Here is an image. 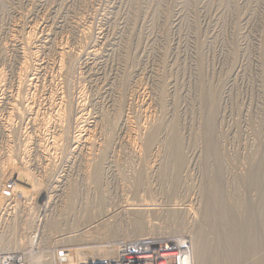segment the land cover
Returning <instances> with one entry per match:
<instances>
[{"label": "rangeland", "instance_id": "rangeland-1", "mask_svg": "<svg viewBox=\"0 0 264 264\" xmlns=\"http://www.w3.org/2000/svg\"><path fill=\"white\" fill-rule=\"evenodd\" d=\"M0 77V123L13 117L14 125L6 135L0 124L1 264H106L101 259H114L103 256L110 247H120L117 253L157 244L153 253L182 241L187 254L203 227L215 256L218 234L202 222L207 184L215 191L220 183L222 198L229 204L238 200L240 213L253 205L264 228L257 190L264 182L256 188L243 180L264 166V0H0ZM13 105L16 114L10 117ZM150 129L160 135L146 151ZM207 142H214L216 156ZM178 159L181 183L171 195L169 177ZM95 162L103 166L100 185L89 177ZM23 166L37 183L30 196L12 179ZM46 166L52 172L44 173ZM1 167H11V175L2 178ZM141 168L146 184L138 191L134 180ZM135 207H147V220L158 229L142 236L144 245L125 237L131 229L128 211ZM176 211L182 219L172 223L169 216ZM115 220L122 229L113 239L108 231ZM97 248L104 252L100 260ZM80 249L96 252V258L79 257ZM253 257L241 264L260 260Z\"/></svg>", "mask_w": 264, "mask_h": 264}, {"label": "bare ground", "instance_id": "bare-ground-1", "mask_svg": "<svg viewBox=\"0 0 264 264\" xmlns=\"http://www.w3.org/2000/svg\"><path fill=\"white\" fill-rule=\"evenodd\" d=\"M29 39H32L31 38V36L30 37H28ZM35 38V37H34ZM27 39V38H26ZM34 40V39H33ZM28 41H30V40H28ZM25 42H26V40H25ZM28 44L30 45V43H25L24 44V50H26L27 48H29V46H28ZM67 47V46H66ZM23 49V48H22ZM69 49V48H68ZM93 49V48H92ZM29 50V49H28ZM60 50H61V48H60ZM63 50V49H62ZM35 51V50H34ZM64 51V50H63ZM62 51V52H63ZM66 51V50H65ZM97 52V51H96ZM95 52V53H96ZM27 53V52H26ZM36 53V52H35ZM64 53V52H63ZM62 53V56H64V55H66L65 53L63 54ZM27 54H29V53H27ZM60 54V53H59ZM97 54V53H96ZM32 55V54H31ZM35 55V54H34ZM69 55V53L66 55V56H68ZM74 55V54H73ZM28 56V55H27ZM26 55H25V57H27ZM60 57V58H63V60H64V58L65 57ZM29 57V56H28ZM27 57V58H28ZM70 57H71V53H70ZM60 58H59V61H60ZM76 58V57H75ZM68 59H69V57H68ZM23 60H26V59H23ZM28 60V59H27ZM26 60V62H25V65H23L24 63H22L21 65H23L22 67L24 68V70H22V72L23 71H25V70H28L29 68H30V66H29V63H28V61ZM69 60H71V58L69 59ZM66 61V60H65ZM64 61V62H65ZM53 62V61H52ZM60 62H62V60L60 61ZM70 62V61H69ZM59 64V63H58ZM66 64V63H65ZM68 64V63H67ZM71 64V63H70ZM72 64H73V62H72ZM64 67V66H63ZM66 68L68 67L69 68V70H67V71H72V69H71V67H72V65H71V67H69V65L68 66H65ZM56 68H58V67H56ZM62 68V67H61ZM73 68H75V67H73ZM21 69V68H20ZM62 69H65V68H62ZM31 71V70H30ZM64 71V70H63ZM62 71V72H63ZM21 72V71H20ZM26 73L28 72V71H25ZM25 73V74H26ZM61 73V72H60ZM70 73H72V72H70ZM20 74V73H19ZM25 74H24V78H25V80H26V77H25ZM29 74V73H28ZM28 74H26L27 75V78H28ZM32 74V73H31ZM56 74V73H55ZM66 74H68V73H66ZM21 75L23 76V74L21 73ZM21 75H20V77H21ZM35 75H37V74H35ZM35 75L33 76V77H35ZM70 75V74H69ZM23 78V77H22ZM53 78V77H52ZM60 78V77H59ZM0 79H1V77H0ZM21 79V78H20ZM30 79V78H29ZM24 80V79H23ZM25 80H24V82H25ZM21 81V80H20ZM27 81V80H26ZM2 82V81H1ZM23 82V81H22ZM21 82V83H22ZM23 82V83H24ZM28 82V81H27ZM32 82V81H31ZM3 83V82H2ZM31 84V83H30ZM36 84V83H35ZM20 85V84H19ZM26 85H28V84H25L24 86H26ZM53 85V84H52ZM1 86V85H0ZM16 86H18V85H16ZM30 86V85H29ZM65 86V85H64ZM19 87H23V84H22V86L20 85ZM30 87H32V86H30ZM29 87V88H30ZM63 87V86H62ZM68 87V86H67ZM26 89H27V86L25 87ZM52 88V87H51ZM60 88V87H59ZM31 89H33V88H31ZM30 89V90H31ZM23 89H21V91H22ZM39 90H41V89H39ZM63 90V89H62ZM19 91H20V89H19ZM18 91V92H19ZM25 91V90H24ZM23 91V92H24ZM55 91V90H54ZM12 92V91H11ZM16 92V91H15ZM38 92V91H37ZM52 92V91H51ZM65 92V91H64ZM68 92V91H67ZM83 92V91H82ZM21 93V92H20ZM25 93V92H24ZM27 93H28V91H27ZM50 93V92H49ZM48 93V94H49ZM57 93V92H56ZM23 94V93H22ZM30 94V93H29ZM54 94V93H53ZM60 94H62V93H60ZM211 94H212V92H211ZM9 95V94H8ZM18 95V94H17ZM209 95V94H208ZM15 96H16V94H15ZM14 96V97H15ZM24 96V95H23ZM31 96V95H30ZM69 96V95H68ZM83 96V95H82ZM18 98H23V97H21V95H20V97H19V95L17 96ZM16 97V98H17ZM27 97H29V96H27ZM33 97V96H32ZM31 97V98H32ZM15 98V99H16ZM30 98V97H29ZM29 98H27V99H29ZM67 98V97H66ZM207 98V97H206ZM210 99H212L211 100V102L212 103H214V101H215V97H214V95H213V97L211 96V97H209ZM24 99V98H23ZM61 99V98H60ZM68 99H70V98H68ZM68 99H65V102H66V100H68ZM209 99V100H210ZM64 100V99H63ZM62 100V101H63ZM71 100V99H70ZM8 101V100H7ZM12 101H14V100H12ZM16 101H17V99H16ZM22 101V100H21ZM23 101H26V100H23ZM22 101V102H23ZM37 102V101H36ZM65 102H62V103H64V106H63V108L65 109V114L66 113H68V109L66 110V103ZM13 103V102H12ZM11 103V104H12ZM24 103V102H23ZM31 103V102H30ZM29 103V104H30ZM58 103H61V102H58ZM83 103V102H82ZM10 104V103H9ZM19 104H21L20 102H19ZM32 104H33V102H32ZM31 104V105H32ZM35 104V103H34ZM52 104V103H51ZM69 104H70V101H69ZM68 103H67V105H69ZM85 104V103H84ZM22 105V104H21ZM21 105L20 106H18V107H20L21 108ZM28 105V104H27ZM50 105V104H49ZM48 105V106H49ZM55 105H57L56 104V102H55ZM71 105V104H70ZM69 105V106H70ZM16 105H13L12 106V111H11V113H10V117L14 114V116H15V111H16V107H15ZM25 106V105H24ZM33 106V105H32ZM54 106V105H53ZM58 106V105H57ZM61 106V105H60ZM60 106H59V108H60ZM66 106V107H65ZM68 106V107H69ZM73 106V105H72ZM31 107V106H30ZM54 107H56V106H54ZM53 107V108H54ZM82 107V106H81ZM22 108L24 109V108H26V106L25 107H23V105H22ZM22 108L21 109H19V110H22ZM28 106H27V110H28ZM49 108V107H48ZM50 108H52L51 106H50ZM49 108V109H50ZM62 108V109H63ZM70 108V107H69ZM71 108H74V107H71ZM10 109V108H9ZM8 109V110H9ZM6 110H7V108H6ZM29 110H30V108H29ZM32 110H33V108H32ZM31 110V111H32ZM46 110V109H45ZM53 110H55V108L53 109ZM70 110V109H69ZM24 111V110H23ZM40 111V110H39ZM50 111V110H49ZM52 111V110H51ZM50 111V112H51ZM58 111V110H57ZM67 111V112H66ZM70 111H73V110H70ZM84 111H86V110H84ZM18 112V111H17ZM23 115H24V113L22 112V111H20ZM24 112H26V111H24ZM34 112V111H33ZM53 112V111H52ZM55 112V111H54ZM63 112V114H64V110L62 111ZM76 112V111H75ZM20 113V114H21ZM32 112H30L29 114H31ZM46 113V112H45ZM56 113V112H55ZM70 113V112H69ZM69 113H68V115H69ZM19 114V113H18ZM21 114V115H22ZM61 115V113H60V124H61V122H63L62 123V125L64 124V122H65V116L67 115ZM70 114H72V113H70ZM212 114V113H211ZM210 114V115H211ZM22 115V116H23ZM37 116H38V114H36ZM47 115V114H46ZM45 115V116H46ZM50 115V114H49ZM59 115V114H58ZM57 114H56V116H58ZM74 115V114H73ZM72 115V116H73ZM36 116V117H37ZM51 116V115H50ZM71 115H69V118L71 119V117H70ZM86 116V115H85ZM211 116H213V115H211ZM6 117V116H5ZM26 117V116H25ZM47 117H48V115H47ZM55 117V116H54ZM77 117V116H76ZM82 117V116H81ZM1 118V117H0ZM13 118V117H12ZM10 119V120H12L11 122H13V119ZM21 118V117H20ZM23 118V117H22ZM21 118V119H22ZM39 118V117H38ZM42 118V117H41ZM49 118H51V117H49ZM49 118H47V119H49ZM59 117H57V119H58ZM67 118H68V116H67ZM37 119V118H36ZM46 119V121H49V120H54L53 118H51V119H49V120H47ZM57 119L55 120L56 122V124H57ZM70 119H69V121H70ZM3 120V119H2ZM5 120V119H4ZM32 120H35V119H32ZM31 120V121H32ZM43 120H45V118L43 119ZM67 121H66V125L67 124H69V121H68V119H66ZM30 121V120H29ZM40 121V120H39ZM45 121V122H46ZM10 121H6L5 120V122L3 123V124H1L2 126H3V129H5L6 128V130L4 131L5 132V134L7 135V133H6V131H7V129L8 128H12V126H14L12 123H11ZM36 122V121H35ZM51 122V121H50ZM68 122V123H67ZM71 122V121H70ZM81 122V121H80ZM32 123H34L33 121H32ZM37 123V122H36ZM35 123V126L38 124H36ZM54 123V122H53ZM211 123H212V117H211V120H210V126H211ZM10 124H12V126L10 127ZM42 124V123H41ZM44 124V123H43ZM47 124V123H46ZM49 124V123H48ZM47 124V125H48ZM148 124V123H147ZM150 124V123H149ZM207 124V123H206ZM214 124V123H213ZM55 125V124H54ZM58 126H59V124H57ZM94 125V124H93ZM40 126V125H39ZM50 126H51V124H50ZM52 126H53V124H52ZM57 126V127H58ZM69 126V125H68ZM83 126V125H82ZM160 127H162L161 126V124L159 125ZM37 127V126H36ZM41 127V126H40ZM39 127V128H40ZM43 127V126H42ZM41 127V128H42ZM48 127V126H47ZM60 127H62V126H60ZM84 127V126H83ZM96 127V126H95ZM159 127V128H160ZM213 127H214V125H213ZM13 128H15V127H13ZM40 128V129H41ZM44 128H45V126H44ZM51 128V127H50ZM63 128V127H62ZM64 128H66V126H64ZM68 128L69 127H67V129H65V131H67L68 130ZM86 128V127H85ZM91 128V127H90ZM156 128V127H155ZM154 128V129H155ZM158 128V129H159ZM38 129V128H37ZM46 129V128H45ZM48 129V128H47ZM58 129V128H57ZM50 130V129H49ZM64 130V129H63ZM63 130H60V131H63ZM147 131L149 130V129H146ZM155 130H157V128L155 129ZM2 132H3V130H1ZM39 130H37V132H38ZM44 131V129L42 130V132ZM150 131H153V130H151L150 129ZM158 131H161V130H158ZM206 131H208V130H206ZM10 132H11V129H10ZM40 132H41V130H40ZM144 132H145V130H144ZM154 132V131H153ZM210 132V131H209ZM45 133V132H44ZM63 133V132H62ZM4 134V133H3ZM42 134V133H41ZM57 134H59V133H57ZM147 134V133H146ZM159 134V133H158ZM157 133H150L148 136H147V138L145 137V140H144V146L146 147V151L148 150V149H150V148H152L154 145H155V143H157V136H159ZM205 134V133H204ZM5 135V136H6ZM48 135V134H47ZM47 135H46V137H47ZM211 136H212V133L210 134ZM49 136V135H48ZM52 136V135H51ZM55 136V135H54ZM57 136V135H56ZM60 136V135H59ZM78 135H76V137H77ZM59 137L57 136V139H58ZM82 138V137H81ZM91 138V137H90ZM209 138V137H208ZM56 139V140H57ZM75 139H77V138H75ZM85 139H86V137H85ZM29 141H30V139H28ZM42 140V139H41ZM40 140V141H41ZM54 140V139H53ZM89 140V139H88ZM209 140V139H208ZM213 140H214V138H213ZM212 140V141H213ZM210 141H211V139H210ZM32 142V141H31ZM37 142V141H36ZM35 142V143H36ZM48 142V141H47ZM74 142H76V140L74 141ZM78 142V141H77ZM175 142H176V145L177 146H179V142H180V140L178 139V137H175ZM209 142V141H208ZM207 142V144L209 145L208 147V150L211 152V154L213 153V154H215V156H216V152H217V148L216 147H214V145L212 144V143H214V142H210V144ZM28 143H30V142H28ZM34 143V142H33ZM40 143V142H39ZM59 143V142H58ZM82 143V142H81ZM91 142H89V144H90ZM128 143V142H127ZM130 143V142H129ZM26 144V143H25ZM31 144V143H30ZM38 144V143H37ZM42 144V143H41ZM54 144V143H53ZM73 144V143H72ZM84 144V143H83ZM136 144V143H135ZM27 145V144H26ZM34 145V144H33ZM36 145V144H35ZM58 145V144H57ZM91 145V144H90ZM129 145H134V144H129ZM264 145V144H263ZM25 146V145H24ZM31 146V145H30ZM37 146V145H36ZM45 146V145H44ZM43 146V147H44ZM49 148V147H48ZM54 147H52V149H53ZM92 148V147H91ZM216 148V149H215ZM264 148V147H263ZM41 150V149H40ZM43 150V149H42ZM46 150V149H45ZM132 150H133V147H132ZM261 150V149H260ZM264 150V149H263ZM25 151H26V149H25ZM133 151H136V148H135V150H133ZM208 151V152H209ZM40 152V151H39ZM209 152V153H210ZM27 153V152H26ZM138 153V152H137ZM137 153H136V155H137ZM207 153V152H206ZM27 155V154H26ZM210 155V154H209ZM212 156V155H211ZM53 157V156H52ZM139 157H140V155H139ZM257 158V157H256ZM52 159V158H51ZM40 160V159H39ZM49 160H50V158H49ZM43 161V160H42ZM101 161V160H100ZM254 161V160H253ZM257 161V160H256ZM255 161V162H256ZM29 162V161H28ZM51 162V161H50ZM97 162V161H96ZM95 162V165L93 166V167H95L94 169H93V171H92V173H91V175L89 176V177H92L93 179H94V182L97 184V185H100V182H102V176H103V166H102V162H98V163H96ZM147 162V161H146ZM254 162V163H255ZM259 161H257V163H258ZM155 163V162H154ZM39 164V163H38ZM46 164H48V166H49V163H46ZM141 164H142V162H141ZM26 165V164H25ZM151 165V164H150ZM254 165V164H253ZM260 165V164H259ZM27 166V165H26ZM48 166H46L45 167V169L44 170H46V168L48 167ZM54 166V165H53ZM145 166V165H144ZM174 166H175V173H174V176L173 177H169V181L171 182V184H172V186H173V188H172V194L171 195H173V194H175V192H177L178 191V187H179V185H180V183H181V179H180V175H181V171H182V168H183V161L181 160V159H178V161L175 163L174 162ZM42 167V166H41ZM52 167V166H51ZM142 167V166H141ZM249 167V166H248ZM253 167V166H252ZM23 168H24V171H19V173L18 174H15L14 175V178H12V179H14L15 181H16V183L18 184H16L15 186V188H18L19 190H22L24 193H25V195H29L30 196V194H32L34 191H36L35 190V188L37 187V183H36V179L34 180L33 179V176H31V175H29L27 172H28V170H27V172H25V167L23 166ZM50 168V167H49ZM53 168V167H52ZM145 168V167H144ZM148 168V167H147ZM258 168V167H257ZM55 169V168H54ZM54 169H53V171H54ZM149 169V168H148ZM8 170V171H7ZM11 167H9V168H3V167H1V176H2V178L4 177V176H8V175H11ZM23 170V169H22ZM40 170H41V168H40ZM147 170V169H146ZM151 170V169H150ZM250 170V169H249ZM255 170L257 171V169L255 168H252L250 171H249V173H248V176H247V178H245V179H243L244 180V183L246 184V185H249V186H253V187H256V185H260L259 183L260 182H264V166H263V168L261 167V168H259V170L257 171V173H255ZM7 171V172H6ZM50 171L51 170H49L48 168H47V170H46V172H44V173H46V174H48V173H50ZM140 171V172H139ZM143 171H144V169H143ZM157 171V170H156ZM52 172V171H51ZM137 172V171H136ZM147 172V171H146ZM149 172V171H148ZM54 173V172H53ZM138 174L136 175V173H135V175L137 176V178L135 179V177H133V179H135L134 181H135V189L136 190H138V191H140V189L142 190L143 188H144V185L146 184V182L144 181V179H146V176H145V178H144V175H146V173H144V172H142V168L140 169V170H138V172H137ZM134 174V173H133ZM134 176V175H133ZM151 176V175H150ZM159 176V175H158ZM161 176H162V174H161ZM62 177V176H61ZM87 177V176H86ZM88 177V178H89ZM216 177H217V180L218 181H221V178H220V173H217L216 174ZM9 178H10V176H9ZM87 178V179H88ZM159 178H160V176H159ZM66 179V178H65ZM207 179H208V177L205 179L206 181H207ZM131 180V179H130ZM3 181V180H2ZM52 181V180H51ZM5 182H6V180H5ZM69 182V181H68ZM131 182V181H130ZM205 183V182H204ZM5 184V183H4ZM7 184V183H6ZM134 184H133V186H134ZM147 185H148V183H147ZM4 186V185H3ZM205 187H204V190H205V193H206V199H205V208H204V221H202V222H204V224L203 223H201V224H203L205 227H207V228H209V227H212L213 228V230L214 231H216L217 232V234H218V238H219V242L217 243V249L215 250V252H214V255L215 256H213L212 254H213V251H211V249H212V246H211V244H210V242H209V239H207V237H208V235H207V237H206V231H207V229L205 230L204 229V227H203V225H201V227H203L202 229H200L201 230V232H200V230L198 231L199 233L196 235V238L195 239H193V241H192V243L189 245V251L187 252V254L186 253H184V247H182V245L181 244H183L184 243V241H182V242H180L179 244L180 245H178V244H171L170 246H166V247H160L159 249H158V252H153L152 253V251H154L157 247H156V245L155 246H149L148 247V249L147 250H145V249H142V248H137V249H135V248H132V249H127V250H122L121 249V251H118L117 253H116V251L120 248H118V249H112L111 247L108 249V251H105L104 250V252H105V254L103 255V253H101V252H99L100 251V249L101 250H103L102 248H97V249H99L98 250V254H96L97 255V258L98 257H100L101 256V254L103 255V256H107V257H109V258H114L113 260H109V261H106V259L105 260H102L101 258V261L103 262V263H106V264H151V263H156V262H161V261H163L164 263L166 262L167 264H171V262H173V260H177L178 259V257H181V258H179V261H180V263L179 264H190V262H191V264L193 263V264H211V263H214V264H241L244 260H246V258H248L247 259V261L249 260V258L251 259V256H255V257H253L254 259L256 258V257H259V256H257L258 254H261L262 252H264L263 250V248H264V228L262 227V225H260L259 224V217H258V215H257V212H256V209L254 208V206L253 205H251V204H247V206H246V210L243 212V213H240L239 212V209H240V207H241V203L238 201V200H236V203L235 204H229V203H226L225 201H224V199L222 198V187H221V185H220V183H218L216 186H217V190H215V191H213L212 189H210L209 188V185L207 184V185H204ZM2 187V186H1ZM5 188V187H4ZM14 188V189H15ZM150 188V187H149ZM257 188V187H256ZM260 188H262V189H260ZM1 189H3V187L1 188ZM146 189V188H145ZM15 190H17V189H15ZM135 190V191H136ZM144 190V189H143ZM142 190V191H143ZM257 190H258V192L260 193V197H259V202L262 204V210H261V214H260V216H262V215H264V184H262V186L261 187H259V188H257ZM12 191V190H11ZM15 192V191H14ZM22 192V193H23ZM23 193V194H24ZM204 193V194H205ZM3 194V193H2ZM145 194V193H144ZM33 195V194H32ZM141 195V194H140ZM142 196V195H141ZM170 196V195H169ZM205 196H203V197H205ZM4 197V196H3ZM140 199H141V197H140ZM1 200V199H0ZM7 200V199H6ZM119 200V199H118ZM139 200V199H138ZM144 199H142V200H140L141 202L143 201ZM151 200V199H150ZM204 202V201H203ZM139 204H141V203H139ZM145 204V203H144ZM159 204V203H158ZM143 205V204H142ZM148 205V204H147ZM119 206V205H118ZM139 206V205H138ZM123 207V206H122ZM134 207V206H133ZM148 207V206H147ZM147 207H145V208H147ZM191 207V206H190ZM193 207V206H192ZM139 208V207H138ZM143 209L142 207L141 208H139V210L138 209H136V207H135V209L133 208V209H131V208H129V209H131L130 211H128V214H130L131 215V218H128V219H130V220H128V221H130V222H128L127 221V223H129V227L131 228V229H129V232H130V235H127V236H125V237H128V238H130L131 240L133 239V240H136V241H139V245H144V242H140L141 240L142 241H145L144 239H143V237L142 236H146L147 234L149 235V234H151V233H153L154 234V232L155 233H157L156 231L158 230L157 228H156V226H155V228H153V226L151 225V221H148L147 219L149 218V214H151V212H149L147 209ZM161 208V207H160ZM121 209V208H120ZM127 209V208H126ZM128 209V210H129ZM140 209H142V210H140ZM151 208H149V210H150ZM155 209V208H154ZM189 209V208H188ZM159 210V209H158ZM164 210V209H163ZM191 210V209H190ZM125 211V210H124ZM169 211V210H168ZM174 211V210H173ZM186 211V210H185ZM184 211V212H185ZM194 211V210H193ZM158 212V211H157ZM167 212V211H166ZM125 213V212H124ZM154 213V212H153ZM200 213V212H199ZM128 214H126V217H127V215ZM182 215H183V213L181 212V214L180 213H178L177 211L176 212H172L171 214H170V216H169V220L171 219V222L172 223H174V222H180L181 220L180 219H182ZM190 216L192 215L191 213L189 214ZM196 215V214H195ZM124 215H122V217H123ZM186 216V215H185ZM197 216V215H196ZM114 217V216H113ZM122 217H121V219H122ZM130 217V216H129ZM198 217V216H197ZM196 217V218H197ZM118 218V217H117ZM116 218V219H117ZM124 219V218H123ZM187 219V218H186ZM190 219V218H189ZM125 220V219H124ZM151 220V219H150ZM197 220V219H196ZM166 222H167V220H165ZM174 221V222H173ZM183 221H185V219L183 220ZM182 221V222H183ZM201 221V220H200ZM115 225L113 226L112 225V227H114L113 228V230H111L110 231V228H109V231L107 230V229H105V230H107L109 233L111 232L112 233V237L111 238H117V237H119V231L122 229H120V227L119 226H121V225H119L118 224V222L115 220ZM121 222V221H120ZM119 222V223H120ZM125 223H126V221H124ZM123 222V223H124ZM169 222V221H168ZM182 222L181 223H179L180 225V227H181V229L183 228V227H185L186 225H185V222H183L184 224L183 225H185V226H181V224H182ZM127 223H126V225H127ZM170 223V222H169ZM121 224H122V222H121ZM153 225H154V223H152ZM157 224V223H156ZM166 224V223H165ZM191 224V223H190ZM109 225V224H108ZM158 225V224H157ZM167 225V224H166ZM173 225V224H172ZM123 226V225H122ZM152 226V227H151ZM159 226V225H158ZM109 227V226H108ZM111 227V228H112ZM161 227H162V225H161ZM166 227H168V226H166ZM170 227V226H169ZM201 227H199V228H201ZM224 228H227L229 231L228 232H225V230H224ZM203 229H204V231H203ZM171 230V229H170ZM183 230H185V229H183ZM198 230V229H197ZM108 232H106V233H108ZM159 232L160 231H158V234H159ZM104 233V232H103ZM106 233L104 234V235H106ZM197 233V232H196ZM95 234V233H94ZM94 234L92 235V237H94ZM101 234V233H100ZM121 234V233H120ZM125 234V233H124ZM152 234V235H153ZM103 235V236H104ZM108 235H110V234H108ZM147 235V236H148ZM155 235V234H154ZM153 235V236H154ZM160 235H162V234H160ZM184 235V234H183ZM145 236H144V238H145ZM85 237H88V236H85ZM92 237H89V239L91 238L92 239ZM102 237V236H101ZM101 237H99L100 239H101ZM105 237H107V235L105 236ZM141 237V238H140ZM155 237V236H154ZM95 238V237H94ZM96 238H97V236H96ZM109 238V237H108ZM157 238V237H156ZM176 238V237H175ZM183 238V237H182ZM84 239V238H83ZM127 239V238H126ZM152 239V238H151ZM184 239V238H183ZM192 239V238H191ZM87 240V239H86ZM105 240H107V239H105ZM152 240H154V239H152ZM155 240H157V239H155ZM161 241V240H160ZM91 242H92V240H91ZM122 243V242H121ZM150 242H148V244H149ZM151 243H152V241H151ZM113 244V243H112ZM130 244V243H129ZM137 244V243H136ZM147 244V243H146ZM145 246H147V245H145ZM113 247V246H112ZM117 248V247H116ZM86 249H88V248H85V250ZM124 249H125V247H124ZM154 249V250H153ZM184 249V250H183ZM263 249V250H262ZM77 250V249H76ZM84 250V249H83ZM96 250V249H95ZM178 250H180V252L178 253ZM182 250H183V252H182ZM262 250V251H261ZM80 251H81V249H80ZM79 251V252H80ZM187 251V250H186ZM261 251V253H259ZM77 252V251H76ZM82 252V251H81ZM90 253V254H89ZM95 253L96 252H94V251H88V252H86L85 253V251H84V253L82 252V253H78L77 255H79V257H81V256H83V257H87L88 255H92V256H96L95 255ZM188 253L189 254H191L190 255V257H191V259H189V255H188ZM76 254V253H75ZM74 254V255H75ZM100 254V255H99ZM180 254L182 255V256H180ZM76 255V256H77ZM99 255V256H98ZM262 255V254H261ZM260 255V256H261ZM102 256V257H103ZM105 256V257H106ZM116 256V257H115ZM249 256V257H248ZM6 257V256H5ZM68 257H70V255H68ZM78 257V256H77ZM90 257V256H89ZM93 257V258H94ZM212 257V258H211ZM262 258H260V260H258V259H256V260H258V261H256V260H253L254 262L252 263L251 262V260H250V262L252 263V264H264V255L263 256H261ZM71 258V257H70ZM96 258V257H95ZM94 258V259H95ZM7 259V258H6ZM99 258H98V260H100ZM104 259V258H103ZM86 260H87V258H86ZM97 260V259H96ZM215 260V261H214ZM178 261V262H179ZM72 262V261H71ZM246 262V261H245ZM249 262V261H248ZM101 263V262H100ZM244 263V262H243ZM251 263H249V264H251ZM1 264V263H0ZM157 264V263H156ZM163 264V263H162ZM173 264V263H172ZM175 264V263H174ZM245 264H247V263H245Z\"/></svg>", "mask_w": 264, "mask_h": 264}, {"label": "built area", "instance_id": "built-area-1", "mask_svg": "<svg viewBox=\"0 0 264 264\" xmlns=\"http://www.w3.org/2000/svg\"><path fill=\"white\" fill-rule=\"evenodd\" d=\"M63 261V260H62Z\"/></svg>", "mask_w": 264, "mask_h": 264}]
</instances>
